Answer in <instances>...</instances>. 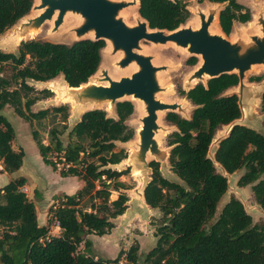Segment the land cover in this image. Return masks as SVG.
<instances>
[{"label":"trees","instance_id":"1","mask_svg":"<svg viewBox=\"0 0 264 264\" xmlns=\"http://www.w3.org/2000/svg\"><path fill=\"white\" fill-rule=\"evenodd\" d=\"M137 1L136 13L150 29L170 32L189 19L186 0ZM196 1L223 4L216 20L225 36L234 23L250 20L248 8L238 0ZM32 5L33 0H0V35L28 15ZM103 47L100 40L69 45L28 40L20 42L15 52L0 50V111L9 107L27 123L58 114L64 126L66 106L30 110L49 93L36 91L29 83H44L60 76L68 87H78L97 71ZM185 64L194 66L196 58L188 57ZM261 80L264 73L250 78L255 83ZM236 85L234 74L209 79L205 86L196 84L180 92L193 107L188 119L165 114V121L175 128L167 136V162L179 182L165 179L158 164L148 163L150 181L142 197L161 218L154 232V246L142 258L136 242L119 251L113 260L94 259L77 250L80 244L84 249L89 246L85 236L107 234L113 228L110 219L126 208L127 197L121 192L125 186L118 180L126 170L111 167L126 157L123 150H115V143H126L133 137L132 129L125 124L133 112L132 103H115L114 117H107L101 109L84 111L68 130L65 143L54 128L47 132L46 145L36 130H30L42 163L52 171L61 165L58 175L75 177L82 186L49 206L42 227L37 226L33 204L19 191L25 183L23 178L0 187V264H264V225L252 224L237 199L230 198L207 224L227 190L226 178L215 171L214 164L226 174L243 169L236 185H250L254 202L264 211V136L234 125L217 143L212 160L207 157L216 131L239 118L236 97L224 94ZM259 111L264 113V93ZM13 138L11 124L0 115V162L6 173L17 171L23 159L21 149L11 148ZM111 191L117 193L114 200L109 199ZM82 201L87 202L85 210L81 209ZM53 220L59 228L57 236L48 234Z\"/></svg>","mask_w":264,"mask_h":264},{"label":"water","instance_id":"2","mask_svg":"<svg viewBox=\"0 0 264 264\" xmlns=\"http://www.w3.org/2000/svg\"><path fill=\"white\" fill-rule=\"evenodd\" d=\"M130 5L138 6V1L133 0L132 3H128L125 0H38V4H33L30 9L36 12V15L21 19L13 38L15 40L19 38L18 41L22 42L21 40L31 30H39L45 21L52 24L50 32H56L62 25L64 16L75 15L78 17V22L67 29L66 34L72 35L75 41L100 40L104 42V46L109 42L110 50L107 55L110 59L117 56L113 63L116 69L123 71L128 67H135L129 76L118 79L110 78L107 70L100 68L98 73L91 77L92 81L79 86L78 89L68 87L63 82L58 94L62 99L74 104L76 109L86 106L97 109L95 106L100 103L109 102L107 111L112 114L115 103L126 101L122 100L124 97L137 99L143 104L144 115L139 119L142 126L137 134V143H134L136 149L131 150L126 161V166L132 168L136 182L133 193L138 198H143L142 194L150 181L151 174L146 156L153 157L152 162L156 164L168 158V153L159 150L153 138L157 129L155 113L164 110L166 113L185 116L186 105L183 102L167 104L156 99L159 92L165 91V88L159 86L157 78L158 72L165 70V67L154 66L151 63V57L142 53L140 41L148 42L153 46L171 44L189 57H199L200 63L185 80V91L196 84L205 86L207 80L220 75L234 74L237 77V85L227 95L236 97L239 118L231 121L217 138L212 139L208 147L209 151L211 148L214 150L217 143L227 136L234 125L246 127L245 122H250L254 118V109L264 93V82L245 84L243 78L253 66L264 67V20L260 10L253 24L259 34L228 41L224 35L208 33L209 24L217 18L218 12L215 8L207 9L206 14L199 9L194 11L198 20L196 29L179 26L167 32L150 29L140 17L141 20L136 21L135 25L125 24L120 13L123 8ZM89 32L93 34L91 39L85 36ZM104 83L107 86H104Z\"/></svg>","mask_w":264,"mask_h":264},{"label":"rangeland","instance_id":"3","mask_svg":"<svg viewBox=\"0 0 264 264\" xmlns=\"http://www.w3.org/2000/svg\"><path fill=\"white\" fill-rule=\"evenodd\" d=\"M118 1V0H113ZM34 2V0H33ZM240 4L248 8L250 13V20L246 24H237L234 23L231 32L229 35L224 37L228 41H234L238 38H245L247 35L259 34L257 27L254 26L255 19L258 12L261 10L262 18L264 20V0H238ZM35 4V3H34ZM187 9L189 11V19L185 24L196 25L197 17L193 14V11L199 9L205 12L209 8H215L218 12L223 4H212L207 1L198 2L196 0H186ZM137 6L134 8H123L121 10L120 16L122 21L127 25H132L134 23V15L136 13ZM36 15V12H29L28 18H32ZM69 17V16H68ZM217 22V21H216ZM19 21L14 24L11 28L6 30L2 35H0V50L3 52H15L20 41H16L13 38L14 31L19 25ZM71 24L65 28H59L56 32H50L51 22L45 21L41 26L39 33L33 38L25 37L21 41L28 40H38V41H47L52 43H62L69 45L75 41L72 35L66 34V30L74 26ZM213 29L217 32H221L218 25ZM223 35V34H222ZM140 48L143 50L145 55L151 57V63L154 66H164L165 70L158 72L157 78L159 86L165 88L164 92H159L156 95V99L160 100L163 103L171 104L173 102L180 103L185 100L188 104L186 105V114L185 116L178 114L181 118H188L193 107L185 99L184 96L180 94L181 91H185V80L192 73V71L199 64V58H196V64L194 66H189L185 64V61L189 57L185 52L176 48L171 44L167 45H158L153 46L152 44L140 41ZM117 56H114L111 59L101 58V68L107 70V74L112 79H118L120 77L128 76L131 71H120L113 66L114 61ZM264 73V67L262 66H253L252 69L244 74L243 82L245 84H251L250 78L254 76H260ZM93 76V75H92ZM91 76V77H92ZM88 79V82L92 81V78ZM263 82V81H261ZM34 90L36 91H47L49 96L46 99L36 101L30 108L31 111L36 112L38 110L50 109L51 107L57 106H66L67 107V118L64 126L58 121V114H49L44 119L40 121H31L29 123L23 121L17 117L9 107H4L0 111V115L5 117V119L11 124L14 132V142L19 146L23 152V160L21 164V173L23 176L29 180L31 184H41L43 176L50 174V171H47L48 166H45L38 155L36 146L31 139L30 130L34 129L38 133L39 139L43 144H47L48 136L47 132L54 128L60 135L59 138L63 143L67 141L68 130L79 120L81 114L84 111L91 110L92 107L86 106L80 109H74L73 104L69 101L60 102L56 99V94L59 93L58 90L62 88L63 80L62 78L56 77L53 80L44 83H29ZM234 90L229 89L227 93ZM225 93V94H227ZM41 97V94L37 95ZM132 103L133 112L125 121V124L132 129L133 137L126 143H115V150H123L126 157L121 160L117 165L112 166L111 168L117 171H124L126 173L121 176L118 180L122 182L125 186L124 190L121 192L127 196V201L125 202L124 212L116 216L110 221L113 224V228L105 235H87L84 237V240L89 242V246L84 249V245L80 244L78 246V252L88 254L94 259L99 258L102 260H113L119 251H125L127 248L134 242L138 245V255L140 258L154 246L155 237L154 232L158 224L160 223L161 215L157 209H146L143 203H141L140 198L133 193V189L136 186L134 175L131 167L126 166L127 157L130 154L131 150L136 149L133 144V141L136 140V131L140 124L139 119L141 118V112L138 108V104L131 100L130 98H124ZM97 109H101L106 113L107 117H114L113 114L107 111L106 104H99L95 106ZM166 112L161 114L160 117V126L168 129L166 134L160 136L157 144L158 149L168 153L169 147L166 145L167 136L174 131L172 125L167 123L164 119ZM246 127L253 129L257 133L264 136V113L259 111V102L254 109V118L250 122H245ZM225 126L216 131L214 139L217 138L224 130ZM213 148L207 152V156L212 158ZM54 158V157H53ZM154 158L149 157L146 159L147 162L152 161ZM55 160V159H53ZM61 165H56L55 172L58 174V170ZM215 171L223 176H225L227 181V190L224 195L219 200L217 204L215 214L213 218L207 223L210 224L218 213L220 212L221 207L230 199H237L243 206L244 211L251 218L252 224L255 225H264V211H262L254 202L252 193L250 191V185L245 187H239L236 185V181L240 174H242L243 169L235 171L232 174L224 173L216 164H214ZM158 171L162 177L165 179L178 183L177 178L171 173L167 159L158 163ZM45 174V175H44ZM41 177V178H40ZM63 184L60 183L56 186V189H61ZM117 193L110 192V200L116 198ZM62 196H59V199ZM130 204V206L128 205ZM81 209L83 210L87 206V202L82 201ZM85 210V209H84ZM124 249V250H122Z\"/></svg>","mask_w":264,"mask_h":264},{"label":"crops","instance_id":"4","mask_svg":"<svg viewBox=\"0 0 264 264\" xmlns=\"http://www.w3.org/2000/svg\"><path fill=\"white\" fill-rule=\"evenodd\" d=\"M261 81L264 82V80H261ZM261 81L257 83H251V84H258V83H261ZM232 88L234 89L235 86ZM228 91L229 89L225 91V93H227ZM259 105H260V102H259ZM11 148L14 151L21 149L19 146L15 144L14 139L11 142ZM20 169H21V166L17 171L13 173H6L3 171L2 164L0 162V187L4 186L6 183H8L9 181L15 178L21 177L25 180V183L22 188L25 189V197L27 198V200L33 204L34 211H35V217H36V223H37V226L39 227L45 226L46 220L48 218L47 210L50 205H52L59 199V196L72 195L77 190H79L82 186V182L79 181L77 178L60 177L55 171H52L49 166H48L47 171H50L49 172L50 174H46V175L44 174L45 176L42 177L44 178V180L42 179L41 184H37V185L31 184L29 180L23 176ZM60 183L63 184V187L61 189H56V186H58ZM140 201L141 203H143L146 209H150L148 206L145 205L143 198H140ZM128 205L130 206V204ZM52 224L53 223L51 222L48 234L50 236H57L59 234V231Z\"/></svg>","mask_w":264,"mask_h":264},{"label":"bare ground","instance_id":"5","mask_svg":"<svg viewBox=\"0 0 264 264\" xmlns=\"http://www.w3.org/2000/svg\"><path fill=\"white\" fill-rule=\"evenodd\" d=\"M125 1H127L128 3H132V1L133 0H125ZM35 3V5L36 4H38V0H34V2H33V4ZM134 7H136L135 5H130V6H128V8H134ZM195 11V10H194ZM194 11H193V14H194ZM30 12H34V11H30ZM203 12V11H202ZM204 14H206V11L204 12ZM26 17H28V15H26L25 17H23V18H26ZM23 18H21V19H23ZM20 19V20H21ZM19 20V21H20ZM141 19L139 18V16L137 15V14H135L134 15V23L132 24V25H135L136 24V21H140ZM77 22H78V17L77 16H75V15H72V16H64V19H63V23H62V25H60V27L59 28H65L66 26H69V25H71V24H77ZM74 25V26H75ZM217 25V22H216V18H214L213 20H212V22L209 24V26H208V33L209 34H215V35H221L222 36V34H221V32H217V31H215L214 29H213V27L214 28H217V27H215ZM181 26H190L192 29H196L197 27H198V20H197V23H196V25H193V24H184V25H181ZM51 27H52V24H51ZM71 27H73V26H71ZM71 27H69V28H71ZM58 28V29H59ZM68 28V29H69ZM57 29V30H58ZM40 30V29H39ZM39 30H35V29H33V30H31L28 34H27V36L26 37H30V38H33L34 36H36L38 33H39ZM52 30V29H51ZM54 33V32H53ZM87 38H92V36H93V34H92V32H89V33H87L86 35H85ZM19 40V38L16 40V41H18ZM109 50H110V44H109V42H106L105 43V46L103 47V49L101 50V58H102V56L104 57V58H107V59H110L109 57H108V53H109ZM142 53H144L143 52V50H142ZM199 58V57H198ZM199 63H200V59H199ZM100 65H101V63H100ZM100 65H99V67H98V69H97V71L93 74V75H95V74H97L98 73V71H99V69L101 68L100 67ZM134 69H135V67L134 66H132V67H128V68H126V69H124L123 71H127V70H130L131 72H133L134 71ZM129 76V75H128ZM88 82V81H87ZM86 82V83H87ZM86 83H84V84H81L80 86H82V85H86ZM194 83V81H192L191 82V84H193ZM95 85H101V84H95ZM63 86V85H62ZM104 86H107L106 85V83H104ZM79 87V86H78ZM78 87L77 88H74V89H78ZM57 96H56V99L57 100H60V102H66L67 100L66 99H62L61 97H60V95L59 94H57V93H55ZM125 98V97H124ZM126 98H130L131 99V97H126ZM132 100V99H131ZM133 101H135L137 104H138V108L140 109V112H141V116H143L144 115V111H143V104L139 101V100H133ZM184 104H188L185 100H183L182 101ZM174 103V102H173ZM100 104H106L107 105V110L109 109V102H102V103H100ZM73 108L75 109V107H74V104H73ZM165 111L164 110H161V111H156V113H155V115H156V121H155V124H156V126H157V129L155 130V132H154V136H153V138H154V140L156 141V142H158V140H159V138H160V136H163L164 134H166V132L168 131V129L167 128H165V127H161L159 124H160V117H161V114L162 113H164ZM141 124H139V126H138V129H137V131H136V140H134L133 141V144L134 143H137V139H138V136H137V134H138V132L141 130ZM172 128L175 130V128H174V126H172ZM148 158V156H146V159Z\"/></svg>","mask_w":264,"mask_h":264},{"label":"built area","instance_id":"6","mask_svg":"<svg viewBox=\"0 0 264 264\" xmlns=\"http://www.w3.org/2000/svg\"><path fill=\"white\" fill-rule=\"evenodd\" d=\"M19 191L25 194V189H24V188L21 187V188L19 189ZM52 223H53L52 225H53L55 228H57L58 231H59V228L57 227V223H56L54 220L52 221ZM49 227H50V226H49ZM48 232H49V231H48Z\"/></svg>","mask_w":264,"mask_h":264}]
</instances>
